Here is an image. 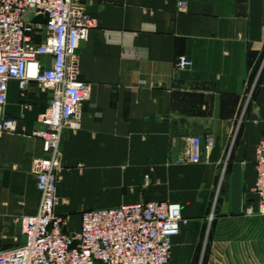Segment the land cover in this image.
<instances>
[{
	"label": "crops",
	"instance_id": "1",
	"mask_svg": "<svg viewBox=\"0 0 264 264\" xmlns=\"http://www.w3.org/2000/svg\"><path fill=\"white\" fill-rule=\"evenodd\" d=\"M82 1L94 22L77 49L89 90L79 128L62 132L53 213L70 232L84 210L174 201L186 221L168 264H264V217L244 214L256 208L264 139V0H185L183 10L179 0ZM178 54L192 65L174 68ZM49 95L7 84L17 130L0 133V248L21 240V217L37 209L43 151L31 133ZM192 135L213 143L200 161L175 162Z\"/></svg>",
	"mask_w": 264,
	"mask_h": 264
},
{
	"label": "built area",
	"instance_id": "2",
	"mask_svg": "<svg viewBox=\"0 0 264 264\" xmlns=\"http://www.w3.org/2000/svg\"><path fill=\"white\" fill-rule=\"evenodd\" d=\"M185 4L179 0L177 8L183 10ZM38 14L44 22L31 21ZM93 26L82 0H0V133L17 130L16 118L4 113L10 79L20 91L33 81L50 92L39 114L44 127L31 133L41 139L43 151L33 163L37 209L21 217V240L0 248V264H168L172 237L186 221L178 202L164 200L84 210L79 228L70 232L65 230L67 216L53 213L62 132L79 128L81 104L89 90L79 78L77 49ZM191 65L185 54L174 59L177 70ZM185 142L177 163L200 161V146L208 149L213 138L208 135L202 142L192 135ZM254 168L257 204L247 205L244 214L264 217V139L255 146ZM148 179L145 174L144 181Z\"/></svg>",
	"mask_w": 264,
	"mask_h": 264
},
{
	"label": "water",
	"instance_id": "3",
	"mask_svg": "<svg viewBox=\"0 0 264 264\" xmlns=\"http://www.w3.org/2000/svg\"><path fill=\"white\" fill-rule=\"evenodd\" d=\"M31 21L32 22H44L45 18L42 15L38 14V15L32 17Z\"/></svg>",
	"mask_w": 264,
	"mask_h": 264
},
{
	"label": "rangeland",
	"instance_id": "4",
	"mask_svg": "<svg viewBox=\"0 0 264 264\" xmlns=\"http://www.w3.org/2000/svg\"><path fill=\"white\" fill-rule=\"evenodd\" d=\"M28 16L30 17V14H28Z\"/></svg>",
	"mask_w": 264,
	"mask_h": 264
}]
</instances>
